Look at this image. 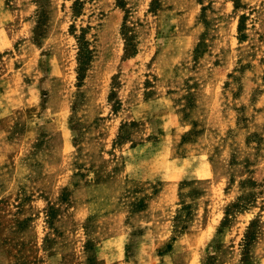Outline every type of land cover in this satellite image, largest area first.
Listing matches in <instances>:
<instances>
[{"label":"rangeland","instance_id":"374dc122","mask_svg":"<svg viewBox=\"0 0 264 264\" xmlns=\"http://www.w3.org/2000/svg\"><path fill=\"white\" fill-rule=\"evenodd\" d=\"M0 264H264V0H0Z\"/></svg>","mask_w":264,"mask_h":264}]
</instances>
